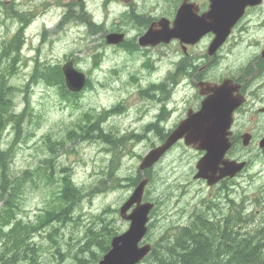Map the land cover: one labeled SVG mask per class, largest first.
Returning a JSON list of instances; mask_svg holds the SVG:
<instances>
[{"label":"rangeland","instance_id":"rangeland-1","mask_svg":"<svg viewBox=\"0 0 264 264\" xmlns=\"http://www.w3.org/2000/svg\"><path fill=\"white\" fill-rule=\"evenodd\" d=\"M139 1L116 0L107 7L104 0H0V47L21 27L18 17L9 18L12 14L9 5L14 4L18 10L15 16L25 11V15H31L27 17L20 61L15 63L16 73L10 79L16 87L13 111L23 116L6 130L3 147L13 145L12 179L28 170L36 173L34 182L28 180L20 194L15 210L20 222L14 224L18 229L10 232L8 238L0 235V258L5 251V239L10 244L21 240L22 232L23 235L31 233L29 241L35 253L29 252L19 264H30L31 258L36 264H81L79 257H91L90 252H84V247L88 231L101 227L100 218L112 222L119 232L126 231L129 223L121 219L119 211L134 190L127 179L142 173L141 157L160 143V135L173 131L188 110L199 103L197 88L182 80L178 65L182 52L178 42L149 48L137 44L139 33H143L139 16L146 18L163 13L159 15L172 18L173 1L164 11L154 12L141 4L136 8L139 15L129 14V8ZM119 30L127 33V40L120 45H108L107 36ZM207 43L205 40L196 47L192 55L206 52ZM69 60L92 82L79 97L71 100L65 99L59 87L47 83V78L38 72L47 66L60 67ZM232 63L230 59L225 65ZM8 64L12 66L13 60L0 57V69ZM51 81L58 83L60 79L56 76ZM163 82L171 85V94L166 88L165 94L155 95L156 99L140 94L141 89L152 83ZM169 98L171 113L169 118L167 115L168 121L165 119V128L160 131L155 128L152 132L148 124L156 120L161 102ZM103 111L114 114L100 124L103 134L106 132L109 136L95 138L82 133ZM51 153H55V183L48 184L37 171L45 168L44 161L52 157ZM200 158L201 153L180 142L151 169L153 180L146 192L161 201L154 216L151 215L153 226L149 241L152 244L164 234L171 238L172 233H179L178 228L192 223L198 214L195 212H207V204L213 202L218 206L212 205L211 209L220 215L234 210V202L230 200L241 204L244 214L252 220L243 226V231L264 226V170L246 171L236 181L234 190L231 188L229 197L228 189L222 186L208 187L205 182L194 180ZM113 159L117 165L110 168ZM62 171H67L82 189V196L67 217L47 223L52 216L47 211L60 201ZM222 193L224 197H218ZM3 198L0 192V209ZM9 226L4 221L0 223V229ZM9 249L13 248L9 246Z\"/></svg>","mask_w":264,"mask_h":264},{"label":"trees","instance_id":"trees-1","mask_svg":"<svg viewBox=\"0 0 264 264\" xmlns=\"http://www.w3.org/2000/svg\"><path fill=\"white\" fill-rule=\"evenodd\" d=\"M8 10L12 12L10 15L11 17L12 15L15 16V10H13L12 7L8 8ZM23 31L24 29H20L12 39L5 41L4 45L0 47L2 50L0 57H5V59L7 57L13 60L12 66L8 64L0 69V171L1 169L3 170L0 173V192L4 196V205L0 209V223L4 221L10 225L6 229H0L2 232L4 231V233L0 232V235H5L7 238L10 232L14 233L18 229L14 224L20 222L17 220L15 212L19 199L21 198L20 194L23 192L25 184L28 183L27 181L34 182L36 175L35 172L28 170L25 171L23 175L12 179L10 176V165L13 158V145L10 148L3 147L6 130L15 120L23 116L13 111V96L16 92V87L10 82L11 77L16 73V67H14L15 63L20 61L23 37L20 40L19 37L22 36ZM58 66H47L43 70L39 69L38 72H41L42 76L47 78V83L58 86L65 96L63 97L68 100L70 99L69 96H67L69 93L65 86L62 70ZM56 76L60 81L58 83H53L51 79L56 78ZM88 85H91L90 81H88L87 86ZM163 88V85L153 86L151 89L143 90L141 94L150 98L152 92H161ZM155 95L156 94H154L153 97H155ZM71 96L75 97V95ZM107 114H110V112L99 115L96 121L87 124L86 128L82 130V133H87L89 136H94L95 138L103 135L104 137H108L109 134L106 132L103 134L102 128L100 127L101 122L104 121ZM87 128L89 130L88 132ZM153 128L157 127L154 126ZM92 132L95 133L92 134ZM82 133L80 134L81 136H83ZM131 138L136 140L134 136ZM123 145L125 146L126 144ZM51 154L52 157L44 161L45 168H39L37 171L38 175L43 176L48 184L55 183V179L53 178V169L55 167L53 155L55 153ZM112 165L113 167L117 165L114 159L111 162L110 168ZM62 173L64 176L60 180L61 195L58 197L60 201L56 207L47 211L52 215L47 223L52 219H64L67 217L73 210L77 200L82 196V189L76 186L69 173L67 171H62ZM146 176L150 178V182L153 180L152 171H147ZM142 177V174L139 173L138 176L127 179L130 183L129 186L135 187L138 185ZM146 199L156 202V205L161 204L160 198L154 200L148 193L146 194ZM209 205H213L215 208L218 206L216 202ZM211 206L210 208L206 206L208 213L200 211L195 212L198 213V215L196 214L194 216L189 226L178 229L179 234L175 232V235L171 238L162 237V240L156 241V245H154L155 243L153 244L151 253L139 264H264V226L261 228H252L251 231L247 229L243 231V226L247 225V222L250 223L252 220L250 221L248 215H243L242 206L239 207V204L235 205L234 203L233 207L235 209L224 215H220L217 211L212 210ZM155 212L156 209L153 211V216ZM211 212L213 213L211 214ZM100 221L101 227L99 229L94 228L88 231V241L85 244L84 252H90L91 257L88 259H81L79 257L78 260H80L81 264H97L110 250L113 237L119 233L112 222H107L104 218H100ZM217 222H219V224ZM214 223L216 225H214ZM212 224L215 228L212 227ZM152 226L153 224L150 223L147 240H151ZM6 230L7 232H5ZM20 236L21 240H17L11 244L5 239L6 247L5 251L1 254L0 264H3L5 261L4 264H17L22 260H26V256L29 252L31 254L35 253V248L29 241L31 233L23 235L21 232ZM9 246L13 249L10 250ZM94 247H96L97 250H95ZM30 260V264H36L33 258Z\"/></svg>","mask_w":264,"mask_h":264},{"label":"water","instance_id":"water-1","mask_svg":"<svg viewBox=\"0 0 264 264\" xmlns=\"http://www.w3.org/2000/svg\"><path fill=\"white\" fill-rule=\"evenodd\" d=\"M210 1V11L201 16H196L190 6L184 3L179 8L172 27L168 20H160L140 38L139 45L154 47L161 43L169 44L174 39L194 44L212 32L215 39L210 45L209 53L214 54L225 42L245 9L260 4L262 0ZM155 25L159 28H155ZM123 38L122 34H110L107 36V43L120 44ZM62 70L68 90L73 93L82 91L87 82L86 75L78 71L72 61L65 64ZM199 88L201 94H210L202 102L201 109L197 112L190 110L187 118L180 122L165 142L144 157L140 165L142 172L157 164L180 140H184L186 146L205 152L197 163L194 178L204 179L209 185H214L225 177H234L245 167V163L224 160L230 147L233 112L240 104L232 97L234 87L226 80L220 86L207 85L202 90L199 85ZM148 182V178H143L122 206L120 215L130 222V226L126 232L112 239L111 250L97 264H138L151 252V244L141 245L148 232L149 215L154 208L153 203L143 202Z\"/></svg>","mask_w":264,"mask_h":264},{"label":"flooded vegetation","instance_id":"flooded-vegetation-1","mask_svg":"<svg viewBox=\"0 0 264 264\" xmlns=\"http://www.w3.org/2000/svg\"><path fill=\"white\" fill-rule=\"evenodd\" d=\"M170 1H173V4H170L174 12L172 18L159 15L163 13L151 14L146 18L139 16L142 18L143 29L141 32L143 33H139L138 38L159 20H169L172 26L179 8L184 3L190 6L196 16L209 12L211 8L210 0H141L134 3L133 8H129V14H138L136 8L138 9L141 4L147 5L154 12L164 11ZM114 2L116 0H104V6L108 7ZM26 12H24V18L28 20L27 17L31 15H25ZM118 33H122L125 37L124 40H127L126 32L119 30ZM214 38L215 34L209 32L194 44L177 40L175 42L179 43L182 52L179 62L182 80L185 79L194 88H197L199 103L191 109H198L206 97V94L201 95L199 85L203 90L207 88V85H221L226 80H229L234 87L233 99L240 103L233 112L231 148L225 159L238 163L245 162L246 167L236 177L223 178L213 187L222 186L224 189H228L230 197L231 188L234 190L236 181L244 176L246 171L251 168H253L252 170L259 168L261 173L264 170V0L259 5L247 7L243 16L231 29L224 44L216 53L209 54V45ZM205 40L208 41L206 52L204 50V52L196 53L193 56V50L203 44ZM230 59L233 60V63L225 65V62ZM165 133L167 131L159 136V141L164 139ZM224 194L222 193L218 197H224Z\"/></svg>","mask_w":264,"mask_h":264},{"label":"bare ground","instance_id":"bare-ground-1","mask_svg":"<svg viewBox=\"0 0 264 264\" xmlns=\"http://www.w3.org/2000/svg\"><path fill=\"white\" fill-rule=\"evenodd\" d=\"M10 17H11V16L9 15V18H10ZM16 42H17V40H16ZM16 42H15V43H16ZM14 49H15V48H14ZM8 52H9V51H8ZM4 153H5V152H4ZM8 153H9V152H8ZM10 166H11V165H10ZM10 166H9V167H10ZM1 171H3V170L1 169ZM1 171H0V173H1ZM4 171H5V169H4ZM10 174H11V172H10ZM50 174H51V172H50ZM262 174H263V173H262ZM3 175H4V174H3ZM11 175H12V174H11ZM51 175L53 176V174H51ZM0 176H1V175H0ZM253 176H254V175H253ZM258 176H259V175H258ZM1 179H2V178H1ZM254 179H255V178H254ZM254 179H253V180H254ZM10 181H11V180H10ZM261 185H262V184H261ZM262 186H263V185H262ZM3 189H5V188H3ZM263 189H264V188H263ZM3 191H4V190H3ZM260 192H261V191H260ZM262 192H263V190H262ZM260 194H261V193H260ZM263 194H264V193H263ZM257 196H258V195H257ZM262 198H263V197H262ZM262 198H261V199H262ZM249 202H250V200H249ZM251 203H252V202H251ZM255 203H257V202H255ZM261 203H263V202H261ZM247 204H248V203H247ZM235 205H236V203H235ZM250 205H251V204H250ZM240 206H241V204L239 205V207H240ZM254 206H255V204H254ZM257 206H259V204H258ZM248 207H249V206H248ZM255 207H256V206H255ZM208 208H209V207H208ZM241 208H242V207H241ZM234 209H235V208H234ZM252 211H253V209H252ZM252 211H251V212H252ZM184 212H185V211H184ZM241 212H242V211H241ZM244 212H246V211H244ZM247 213H248V212H247ZM201 214H202V213H201ZM205 214H206V213H205ZM250 214H251V213H250ZM197 215H198V214H197ZM243 215L245 216V214H243ZM202 216H203V214H202ZM183 217H184V216H183ZM246 217H247V216H246ZM196 218H197V217H196ZM199 220H200V219H199ZM178 222H179V221H178ZM195 222H196V221H195ZM217 223L219 224V222H217ZM209 225H210V224H209ZM212 225H213V224H212ZM214 225H216V224L214 223ZM214 225H213L212 227H214ZM178 226H179V225H178ZM178 226H177V227H178ZM231 226H232V225H231ZM233 226H234V225H233ZM171 227H172V226H171ZM174 227H175V226H174ZM234 227H235V226H234ZM190 228H191V227H190ZM210 228H211V227H210ZM214 228H215V227H214ZM221 228H222V227H221ZM232 228H233V227H232ZM178 229H179V228H178ZM182 229H183V228H182ZM183 230H184V229H183ZM183 230H182V232H183ZM212 230H213V229H212ZM216 230H217V229H216ZM223 230H224V229H223ZM230 230H231V229H230ZM240 230H241V229H240ZM177 231H178V230H177ZM180 231H181V230H180ZM238 231H239V230H238ZM178 232H179V231H178ZM180 233H181V232H180ZM172 234L175 235V233H172ZM172 234H171V235H172ZM178 234H179V233H178ZM235 234H236V233H235ZM238 234H239V233H238ZM162 235H163V234H162ZM164 235H166V234H164ZM164 235H163V238L165 237ZM173 235H172V236H173ZM166 236H167V235H166ZM178 236H180V235H178ZM163 238H162V239H163ZM175 238H176V237H175ZM160 239H161V237H160ZM162 239H161V240H162ZM166 239H167V238H166ZM166 239H165V240H166ZM172 241H173V240H172ZM86 242H87V241H86ZM154 243H155V242H154ZM154 245H156V243H155ZM6 258H7V257H6ZM5 262H6V261H5ZM5 262H4V263H5ZM7 262H8V261H7ZM179 262H180V261H179ZM4 263H3V264H4ZM260 263H261V262H260ZM17 264H19V263H17Z\"/></svg>","mask_w":264,"mask_h":264},{"label":"clouds","instance_id":"clouds-1","mask_svg":"<svg viewBox=\"0 0 264 264\" xmlns=\"http://www.w3.org/2000/svg\"><path fill=\"white\" fill-rule=\"evenodd\" d=\"M134 34V33H133Z\"/></svg>","mask_w":264,"mask_h":264}]
</instances>
